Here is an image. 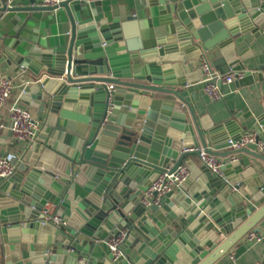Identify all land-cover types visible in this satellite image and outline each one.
<instances>
[{"label":"water","instance_id":"1","mask_svg":"<svg viewBox=\"0 0 264 264\" xmlns=\"http://www.w3.org/2000/svg\"><path fill=\"white\" fill-rule=\"evenodd\" d=\"M41 2L0 0V77L23 76L20 100L42 121L0 183V264H216L259 233L264 155L234 147L244 119L200 118L173 87L203 76L213 37L215 68L263 78L237 44L264 32V0ZM253 129L264 133V114ZM202 150L224 160L223 176L188 159ZM181 166L188 179L145 205ZM48 204L66 225L43 222Z\"/></svg>","mask_w":264,"mask_h":264},{"label":"crops","instance_id":"2","mask_svg":"<svg viewBox=\"0 0 264 264\" xmlns=\"http://www.w3.org/2000/svg\"><path fill=\"white\" fill-rule=\"evenodd\" d=\"M239 36L244 37V42L237 44L238 50L247 49V59L244 61L246 67L248 69H257L264 66V32L255 36L251 31H248ZM220 40L221 37H213L204 45L208 48V51L207 57H204L203 60H207L212 66L213 61L217 60L222 55L218 47ZM214 69L217 68L214 67ZM8 76H12L11 78L14 79L15 88L8 104L0 108V114L3 117L0 129L1 136H8L10 131L9 108L13 104L18 103L30 108L34 116L38 119L36 109L27 106L20 100L22 86L25 82L23 76L16 75L13 72H9ZM196 78L197 82L192 85L173 88L182 92L185 98L192 104L198 117L202 118L204 115L209 116L216 123H220L231 118L232 114L233 116L240 114L244 119L240 124L243 126L244 131H247L252 130L258 118L264 114V77L257 79L255 77L244 76L243 74V77L236 78L231 83L222 84L224 97L220 100L212 99L205 92L204 83L201 81L202 77L197 75ZM245 114L248 116H245ZM24 146H26V143L16 144L14 137L10 136L6 138L5 144H0V151L14 152L20 155L22 154L20 151H22ZM247 148L259 152L254 145H249ZM245 156H249V154L247 152H242L239 157ZM188 159L197 163L199 166L203 165L198 156H189ZM48 206L53 208L51 204H48ZM257 226L261 228L258 234L264 238V217ZM224 238L223 236L222 239ZM263 249L264 239L262 241L249 240L247 238L241 239V241L219 259L216 264H260Z\"/></svg>","mask_w":264,"mask_h":264},{"label":"built area","instance_id":"3","mask_svg":"<svg viewBox=\"0 0 264 264\" xmlns=\"http://www.w3.org/2000/svg\"><path fill=\"white\" fill-rule=\"evenodd\" d=\"M61 1L62 0H42L41 4L46 7H52L58 5ZM201 71L203 73L201 81L204 83L205 92L214 100L223 99L224 92L222 90V84L231 83L236 78L243 77L244 74V71L233 70L226 73L221 72L214 69L207 60H203ZM261 71L263 72L264 70L262 69ZM14 88L15 82L13 78L0 77V108L8 104ZM108 89L111 100L114 85H109ZM111 108L112 106L110 102L108 114L111 112ZM9 119L10 130L12 131L14 139L19 144L26 143V145H29L36 139L42 129L41 121L34 116L31 109L18 103L13 104L9 108ZM249 145L256 146L257 150L264 155V133L257 129L244 131L240 139L235 142L234 147L241 148ZM22 156L23 152L19 155L14 152L0 151V183L8 180L15 174L18 166L15 160L21 159ZM199 158L201 162L212 171V173L223 176L222 167L224 165V160L222 158L205 152L204 150L201 151ZM236 160V157L232 158V161ZM189 176L190 171L187 166H181L175 173L169 174L166 172L160 174L144 193L142 202L147 206H150L153 203H159L161 197L186 181ZM43 222H51L54 225L67 224V221L62 216L56 214L49 206L48 210L45 212V219ZM125 235L126 232L124 231L118 237H112L108 242L110 249L115 251ZM245 238L256 241H262L264 239L254 231L248 232Z\"/></svg>","mask_w":264,"mask_h":264}]
</instances>
